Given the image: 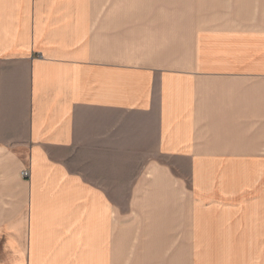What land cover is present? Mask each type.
Wrapping results in <instances>:
<instances>
[{"label": "crops", "instance_id": "crops-1", "mask_svg": "<svg viewBox=\"0 0 264 264\" xmlns=\"http://www.w3.org/2000/svg\"><path fill=\"white\" fill-rule=\"evenodd\" d=\"M210 13L0 0V264H264V0Z\"/></svg>", "mask_w": 264, "mask_h": 264}, {"label": "rangeland", "instance_id": "rangeland-1", "mask_svg": "<svg viewBox=\"0 0 264 264\" xmlns=\"http://www.w3.org/2000/svg\"><path fill=\"white\" fill-rule=\"evenodd\" d=\"M141 0H137L140 2ZM188 1L187 6L184 8L178 0H142V2L149 3L150 5H156L159 10L163 11L164 14H172L179 18L182 27L200 26L204 24L205 17L213 11H221V9H232L233 6H238L240 9H244L246 5L251 6V0H186ZM135 2V0H133ZM120 174V173H118ZM119 182V181H118ZM128 189L123 187H117L115 189L117 197L121 199L126 195Z\"/></svg>", "mask_w": 264, "mask_h": 264}, {"label": "built area", "instance_id": "built-area-1", "mask_svg": "<svg viewBox=\"0 0 264 264\" xmlns=\"http://www.w3.org/2000/svg\"><path fill=\"white\" fill-rule=\"evenodd\" d=\"M23 175H24L25 177H28V176L30 175V171H29L28 169L24 170V171H23Z\"/></svg>", "mask_w": 264, "mask_h": 264}]
</instances>
